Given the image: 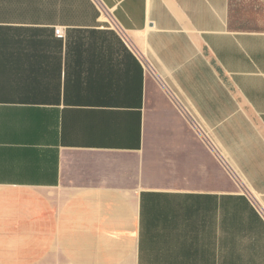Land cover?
<instances>
[{
    "label": "crops",
    "instance_id": "1",
    "mask_svg": "<svg viewBox=\"0 0 264 264\" xmlns=\"http://www.w3.org/2000/svg\"><path fill=\"white\" fill-rule=\"evenodd\" d=\"M247 3L0 0V264H264Z\"/></svg>",
    "mask_w": 264,
    "mask_h": 264
},
{
    "label": "rangeland",
    "instance_id": "2",
    "mask_svg": "<svg viewBox=\"0 0 264 264\" xmlns=\"http://www.w3.org/2000/svg\"><path fill=\"white\" fill-rule=\"evenodd\" d=\"M233 16H235V22L233 27L238 30H245L252 27L253 12L247 5V0H231ZM248 16V20L245 17Z\"/></svg>",
    "mask_w": 264,
    "mask_h": 264
},
{
    "label": "built area",
    "instance_id": "3",
    "mask_svg": "<svg viewBox=\"0 0 264 264\" xmlns=\"http://www.w3.org/2000/svg\"><path fill=\"white\" fill-rule=\"evenodd\" d=\"M55 33H56L57 37H59V38L64 37V31L61 28H57Z\"/></svg>",
    "mask_w": 264,
    "mask_h": 264
},
{
    "label": "trees",
    "instance_id": "4",
    "mask_svg": "<svg viewBox=\"0 0 264 264\" xmlns=\"http://www.w3.org/2000/svg\"><path fill=\"white\" fill-rule=\"evenodd\" d=\"M231 4H232V3H231ZM232 14H233V11H232ZM235 20H236V19H235V16L232 15V21H231V26H232V27H233V24H234Z\"/></svg>",
    "mask_w": 264,
    "mask_h": 264
}]
</instances>
